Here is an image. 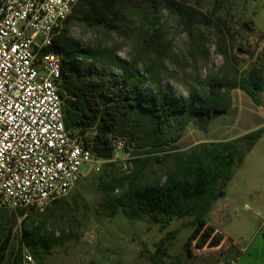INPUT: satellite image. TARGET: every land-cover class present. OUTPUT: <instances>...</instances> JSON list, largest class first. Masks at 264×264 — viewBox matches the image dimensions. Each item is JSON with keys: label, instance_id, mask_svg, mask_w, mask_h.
I'll return each mask as SVG.
<instances>
[{"label": "rangeland", "instance_id": "rangeland-1", "mask_svg": "<svg viewBox=\"0 0 264 264\" xmlns=\"http://www.w3.org/2000/svg\"><path fill=\"white\" fill-rule=\"evenodd\" d=\"M176 1L189 8L186 15L155 0H131L124 5L116 29L93 26L92 20H74L65 40L69 46L92 50L103 59L135 63L147 80L154 77L182 100L190 93L202 94L209 78L223 80L229 111L210 120L204 131L189 123L175 143L181 151L203 142L234 140L264 127L261 107L239 88H230L233 82L252 84L256 70L264 78V0ZM154 32L159 52L144 53L137 42ZM107 70L112 76L117 74L113 67ZM145 88L152 93L150 80ZM258 96L264 103V91ZM143 122L135 117L127 122L125 131L132 135L135 148L132 144L133 149L119 153L122 160L134 158L136 150L148 147L145 140L150 127ZM171 166V159L163 153L139 164L150 182L163 180ZM106 170L112 175L122 172L103 165L98 172L82 176L60 202L43 210L27 209L22 218L0 208V244L7 241L8 248L15 249L24 226L34 238L48 244L41 259L33 256L38 264H151L148 256L155 253V244L167 232L177 230L168 245L167 262L179 258L180 264H264V133L235 170L224 196L214 202L211 212H217L215 218L211 212L208 215L207 222L213 221L225 237L217 247L205 244L198 248L193 241L188 252L184 244L192 228L184 224L189 219H173L161 229L146 218L129 220L119 211L110 215L103 204L118 192L105 195L99 190L100 176ZM86 171L84 165L81 172Z\"/></svg>", "mask_w": 264, "mask_h": 264}, {"label": "trees", "instance_id": "trees-1", "mask_svg": "<svg viewBox=\"0 0 264 264\" xmlns=\"http://www.w3.org/2000/svg\"><path fill=\"white\" fill-rule=\"evenodd\" d=\"M129 1L79 0L53 39L48 51L61 56L62 74L58 88L64 126L75 132L85 147H91L96 156L110 159L113 140L125 138L129 145L134 143L130 140L132 135L129 137L125 131L127 122L133 117L136 120L142 118L143 124L150 127L145 140L148 147L134 152L136 157L131 160L132 169L128 172L122 171L115 163L105 164L122 172L112 175L106 170L101 174L99 190L105 195L118 192L106 199L103 207L110 215L119 211L129 220L146 218L161 229H166L173 219H189L184 226L192 228V231L184 248L189 252L193 241L198 248L205 244L217 247L223 237L208 225V215L214 202L224 196L235 170L262 137L264 127L234 140L203 142L181 151L175 143L183 136L189 123L204 131L210 120L229 111L230 99L223 80L209 78L204 83L202 94L190 93L182 100L151 77L153 91L149 93L145 88L149 80L136 70L135 63L103 59L92 50L67 44L66 33L74 20H92L93 26L114 30L120 25L121 11ZM155 1L181 16L189 11L176 0ZM137 45L144 53L157 55L159 52L156 32L139 39ZM160 58L157 56L158 60ZM109 67L117 71L115 76L108 73ZM254 73L252 84L233 82L230 88L243 91L261 107L264 116V103L258 96L259 91H264V78L260 70ZM158 153L171 159L172 166L165 172L163 180L157 178L150 182L143 176L139 164L147 163L151 155ZM26 211L19 209L13 212L16 218H22ZM176 234L177 230L169 231L155 244V253L148 256L151 264H180L179 258L165 261L168 245ZM21 242L37 259L43 257L44 250H49L47 243L38 241L23 226L15 249H9L7 241L0 244V264H20Z\"/></svg>", "mask_w": 264, "mask_h": 264}, {"label": "built area", "instance_id": "built-area-1", "mask_svg": "<svg viewBox=\"0 0 264 264\" xmlns=\"http://www.w3.org/2000/svg\"><path fill=\"white\" fill-rule=\"evenodd\" d=\"M78 1L0 0V208L43 210L107 163L131 168L125 138L103 159L64 126L61 56L48 50ZM20 264H38L23 242Z\"/></svg>", "mask_w": 264, "mask_h": 264}, {"label": "crops", "instance_id": "crops-1", "mask_svg": "<svg viewBox=\"0 0 264 264\" xmlns=\"http://www.w3.org/2000/svg\"><path fill=\"white\" fill-rule=\"evenodd\" d=\"M245 133H247V132H245ZM245 133H244V134H245ZM242 135H243V134H242ZM216 213H217V212H216L215 210H213V211L211 212L212 216H214L213 219L215 218ZM208 225L214 229V232H215V233H218V234L222 235V234L220 233V231L216 228V226H215V224L213 223V221H211V222L208 221ZM222 236H223V235H222ZM223 238H225V237L223 236ZM223 240H224V239H223Z\"/></svg>", "mask_w": 264, "mask_h": 264}]
</instances>
